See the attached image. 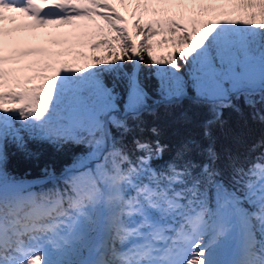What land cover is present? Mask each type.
<instances>
[{"label":"snow or ice","instance_id":"snow-or-ice-1","mask_svg":"<svg viewBox=\"0 0 264 264\" xmlns=\"http://www.w3.org/2000/svg\"><path fill=\"white\" fill-rule=\"evenodd\" d=\"M241 99L264 125V0H0V264H264V139L245 155L216 134ZM185 101L208 118L162 142L145 117L188 125ZM30 142L85 151L29 180L8 162Z\"/></svg>","mask_w":264,"mask_h":264},{"label":"trees","instance_id":"trees-1","mask_svg":"<svg viewBox=\"0 0 264 264\" xmlns=\"http://www.w3.org/2000/svg\"><path fill=\"white\" fill-rule=\"evenodd\" d=\"M207 19V17H205ZM147 19V18H146ZM99 39V37H96ZM88 38H86L87 40ZM161 39L160 36L153 37V41ZM186 47V45H185ZM62 48H67V45H55L52 48L54 51H61ZM76 51H81L87 56L93 55L92 49L86 43L83 47H78ZM153 54L157 56L167 55L173 51V47L170 44H161L153 47ZM105 49L101 48L95 52V55H104ZM62 61L71 63L73 61V55L61 56ZM26 62V61H25ZM78 63L83 64L84 61L80 60ZM60 65L57 64L56 67ZM51 75V71L47 73ZM141 79L145 81L149 89H154L156 79L153 76L152 70L149 68H142L140 72ZM105 80L111 84L112 79L110 76H106ZM243 114L238 113L231 108L223 110V119L226 122L224 128L217 129V136L221 146L230 147L234 152L242 154H249V149L264 139V125H261L257 121H253L249 117L251 111L244 106L243 100L238 101ZM183 108L188 110L192 120L188 125H177L173 122V118L164 110L160 109L157 117L146 116L145 122L147 126L158 125L161 129L160 139L164 143L174 144L179 136L185 134L198 135L200 132L201 122L208 118L209 113L204 108L194 107L188 101L184 102ZM134 136L143 138H149L150 133L145 131L143 133L134 130L129 133L124 143L129 149L132 148V139ZM264 149L257 148L255 155ZM29 151L35 153V155H27L24 152L17 151L15 148H9V162L8 169L14 175L21 178L35 179L42 175L43 169L48 166L54 168L58 173L66 166L73 162V159L80 153L85 151L83 146H78L72 143H66L61 147L47 143V142H30ZM168 153L164 155L161 160L154 161V165L163 164L168 159Z\"/></svg>","mask_w":264,"mask_h":264},{"label":"rangeland","instance_id":"rangeland-1","mask_svg":"<svg viewBox=\"0 0 264 264\" xmlns=\"http://www.w3.org/2000/svg\"><path fill=\"white\" fill-rule=\"evenodd\" d=\"M120 10H121L122 13L127 14L123 8H121ZM45 31L47 33H51V34L55 35L56 33H67V32H70V31H72V29H71L70 26H61V27H58V28L49 27V28L45 29ZM31 46H34V47L35 46L49 47V44H45V43H43L42 40H39V42L37 44H35V45L33 44Z\"/></svg>","mask_w":264,"mask_h":264},{"label":"bare ground","instance_id":"bare-ground-1","mask_svg":"<svg viewBox=\"0 0 264 264\" xmlns=\"http://www.w3.org/2000/svg\"><path fill=\"white\" fill-rule=\"evenodd\" d=\"M6 26H10V25H6ZM51 28H52V27H51ZM35 31H37V32H46L45 29H37V30H35ZM39 40H40V39L32 40V41H31V45H33V44H34V45L37 44V43L39 42Z\"/></svg>","mask_w":264,"mask_h":264}]
</instances>
